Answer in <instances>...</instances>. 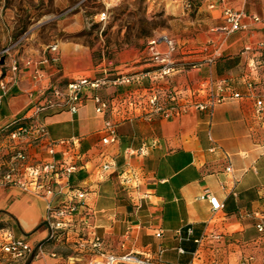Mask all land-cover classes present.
<instances>
[{
	"label": "crops",
	"instance_id": "1",
	"mask_svg": "<svg viewBox=\"0 0 264 264\" xmlns=\"http://www.w3.org/2000/svg\"><path fill=\"white\" fill-rule=\"evenodd\" d=\"M162 2L176 26L161 33L175 41V60L198 67L188 66L153 81L154 66L142 51L124 50L106 66L103 56L82 44L75 28L69 27L50 45L33 47L28 39L21 50L13 49L21 67L17 84L9 87L0 104V174L13 166L23 173L24 163L14 159L17 151L26 154L28 164L50 161L51 145L53 158L76 166L69 186L87 193L86 204L94 212L88 231L103 240L109 253L132 252L157 264H204L210 253L232 238L236 246L250 250V257L239 264H253L264 249V234L255 228L264 212V25L228 37L212 30L223 25L227 9L264 18V0ZM53 44L58 46L59 61L42 67L47 85L93 78L103 71L112 77L142 79L87 91L76 114L60 111L40 117L46 140L30 136L12 143L3 130L27 111L33 89L30 71L23 64L50 56L47 48ZM8 62L0 65V81ZM170 89L180 110L212 95L226 100L211 111L189 107L170 118L147 119L149 96L163 97ZM95 96L108 102L105 115L96 114ZM258 100L261 115L256 114ZM105 121L117 127V140L108 145L101 143ZM107 164L109 169L103 171ZM228 166L231 174L225 171ZM126 177H133L136 188L125 184ZM64 184L60 178L55 188ZM207 194L223 208L212 210ZM45 214L43 199L18 188L0 187V217L10 219L15 238L31 245L45 240L48 232L41 227ZM165 255L176 261L162 263ZM40 263L51 264L32 262Z\"/></svg>",
	"mask_w": 264,
	"mask_h": 264
},
{
	"label": "built area",
	"instance_id": "2",
	"mask_svg": "<svg viewBox=\"0 0 264 264\" xmlns=\"http://www.w3.org/2000/svg\"><path fill=\"white\" fill-rule=\"evenodd\" d=\"M100 19H105V13L100 15ZM223 21V25L212 30L222 37H228L238 31H249L256 25H264V18L249 15L243 11L233 12L228 9L223 12ZM18 44L8 47L1 53L2 57L8 59L9 62L6 65L4 78L0 81V104L2 98L7 95L9 87L17 84V74L21 66L12 54V51ZM261 45L264 46V40ZM57 49V44H53L47 48L50 56H43L38 61L29 59L23 64L30 71L33 89L28 94L30 106L27 111L23 116L14 119L3 130L5 138L12 143L20 142L30 136H35L39 141L46 140L48 135L47 130L41 123L40 117L44 114L60 111L76 114L86 100L87 91H98L108 86L127 85L133 81L139 82L142 79L140 76L112 77L109 72L103 71L100 76L93 78L74 80L59 86L47 85L44 83L45 77L42 73V67L50 62L57 63L59 61ZM176 52L177 46L175 41L167 35L158 34L148 39L142 50V54L154 66V75L151 77L153 81L170 76L177 70L188 66H191V68L198 67L197 65L176 61ZM212 60L210 58L207 60V63H211ZM233 97L238 98L239 95L234 94ZM225 100L226 98L221 95H212L206 102L195 103L189 107L201 112L211 111L216 104L222 103ZM93 101L95 103L96 114L105 115L109 108L108 102L99 96L93 97ZM175 102L176 94L171 89L163 97H160L157 93L151 94L147 100L149 107V112L146 115L147 119L154 117L170 118L180 111H185L189 108L183 107L180 110L174 105ZM262 112V102L258 100L256 102V114L261 115ZM116 128V125L110 121L104 122V136L101 139L103 145L116 142ZM48 154L52 157L50 161L28 164L26 154L22 151H17L15 152L14 159L24 163L23 173H20L13 166L8 171L0 174V187L18 188L35 198H41L46 201L44 220L46 225L44 227L49 233L47 235L48 241L55 237L73 238V242L79 252L85 257L87 256L86 264H157L142 259L132 252L115 255L106 250L103 240L92 231H88L90 228L89 220L94 216V212L86 204L87 193L84 190L73 189L69 186V179L76 171V166L53 158L55 152L51 145ZM109 167L107 164L103 166L102 170L106 171ZM225 171L231 174V166H228ZM60 178L65 180V184L58 186L56 189V180ZM133 180V177H126L124 182L126 185L136 188ZM64 189L67 190L66 193L63 192ZM57 196H61V198L55 201ZM205 199L210 204L212 210L217 211L223 208V205L217 202L216 198L211 196V194H207ZM255 228L259 234H264V212L261 214ZM157 237H159V234H157ZM32 250L33 248L30 243L15 238L9 229L0 230V252L4 256L14 262L24 264ZM242 264L247 263L243 262Z\"/></svg>",
	"mask_w": 264,
	"mask_h": 264
},
{
	"label": "rangeland",
	"instance_id": "3",
	"mask_svg": "<svg viewBox=\"0 0 264 264\" xmlns=\"http://www.w3.org/2000/svg\"><path fill=\"white\" fill-rule=\"evenodd\" d=\"M102 13H105L103 20ZM66 27L75 28L78 40L102 55L108 66L116 54L128 49L141 52L148 38L168 34L176 26L166 14L162 0H0V58L5 49L17 43L16 47H21L28 39L33 47L50 45L64 37L62 30ZM9 222V218L0 217V230L12 229ZM35 246L33 243L32 248ZM249 251L236 246L230 238L210 253L204 264H239L250 257ZM258 256L259 261L253 260V264H264V249ZM37 259L49 260L51 264L87 262V256L79 252L73 238L62 237L46 242L38 250L34 260ZM160 261L176 260L165 255ZM0 264L21 263L0 252Z\"/></svg>",
	"mask_w": 264,
	"mask_h": 264
},
{
	"label": "water",
	"instance_id": "4",
	"mask_svg": "<svg viewBox=\"0 0 264 264\" xmlns=\"http://www.w3.org/2000/svg\"><path fill=\"white\" fill-rule=\"evenodd\" d=\"M4 60H5V57H1L0 58V65H3L4 64ZM46 223H43L41 225V227L45 226ZM49 234V233H48ZM48 241V236L45 240H43L42 242L38 243L35 248L32 250L31 254L29 255V257L26 259V261L24 262V264H31L34 259L36 258V254L38 252V250Z\"/></svg>",
	"mask_w": 264,
	"mask_h": 264
},
{
	"label": "trees",
	"instance_id": "5",
	"mask_svg": "<svg viewBox=\"0 0 264 264\" xmlns=\"http://www.w3.org/2000/svg\"><path fill=\"white\" fill-rule=\"evenodd\" d=\"M4 136V135H3Z\"/></svg>",
	"mask_w": 264,
	"mask_h": 264
}]
</instances>
